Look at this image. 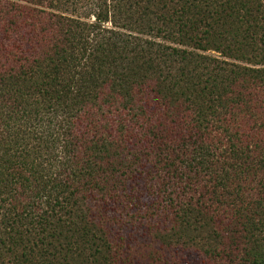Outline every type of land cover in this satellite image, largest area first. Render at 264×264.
Wrapping results in <instances>:
<instances>
[{
  "label": "trees",
  "instance_id": "1",
  "mask_svg": "<svg viewBox=\"0 0 264 264\" xmlns=\"http://www.w3.org/2000/svg\"><path fill=\"white\" fill-rule=\"evenodd\" d=\"M123 168L162 244L264 264V0H0V264H120Z\"/></svg>",
  "mask_w": 264,
  "mask_h": 264
},
{
  "label": "rangeland",
  "instance_id": "2",
  "mask_svg": "<svg viewBox=\"0 0 264 264\" xmlns=\"http://www.w3.org/2000/svg\"><path fill=\"white\" fill-rule=\"evenodd\" d=\"M133 173L123 168L122 175L114 179L115 186L126 193L113 197L96 191L90 199L94 218L108 230L116 246L118 262L157 264V252L162 250L164 264H208L203 252L196 247L162 244L161 235L172 226L173 217L159 205L151 177L144 172L141 178H134L130 176Z\"/></svg>",
  "mask_w": 264,
  "mask_h": 264
}]
</instances>
